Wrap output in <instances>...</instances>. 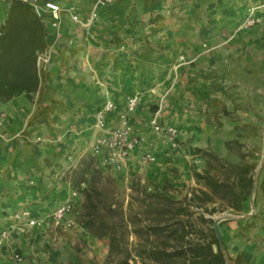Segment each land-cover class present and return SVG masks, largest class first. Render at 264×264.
I'll return each instance as SVG.
<instances>
[{
    "label": "rangeland",
    "instance_id": "obj_1",
    "mask_svg": "<svg viewBox=\"0 0 264 264\" xmlns=\"http://www.w3.org/2000/svg\"><path fill=\"white\" fill-rule=\"evenodd\" d=\"M263 1L81 2L86 17L96 12L89 26L99 74L97 85L121 86L124 93L138 91L141 101L148 98V112H158L164 122L176 124L181 150L185 146V152L192 154L188 162L192 182L181 185L171 179L143 181L140 175L125 179L105 168L88 147L90 135L80 141L76 138L80 127L66 126L68 120L57 121L58 100L46 95L48 75L42 71V93L17 95H23L32 106L24 127L13 137L0 135L7 141L16 139L17 149L33 160L30 164L39 165L46 172L37 177L40 185L59 179L72 187V195L59 202L73 200L75 220L83 224L93 221L87 230L103 240L96 253L85 239L76 237V223L70 229L54 224V209L47 213L40 210L42 225L34 229L19 219H11L10 211L0 207V238L7 229L11 241H3L0 248L7 250L12 264L16 249L26 254L29 264H156L144 263L137 255L138 242L146 238L144 228L156 216L151 204L161 200L154 193L183 200L187 196L180 206L192 203L191 209L218 220L229 264H235L233 258L240 252L230 253L224 235L251 237L256 241L258 261L264 258ZM253 6L259 7L261 19L247 26L248 8ZM0 110L6 116L5 110ZM34 116V123L30 124ZM4 118L0 126L4 125ZM21 120L20 116L16 118L19 124ZM12 151L8 155L12 156ZM10 156L3 164L7 174ZM195 171L211 174L242 193L248 190L252 177V193L236 208L231 188H211L206 178L194 175ZM202 189L210 192L213 199ZM194 190L197 197L191 201ZM58 191L64 194L63 190ZM182 212L181 216L187 219L189 215ZM201 224L207 229L206 223ZM135 226L141 228L137 233ZM111 234L117 237L113 250ZM156 239L151 236V240ZM106 245L107 253L99 259ZM260 263L264 264V259Z\"/></svg>",
    "mask_w": 264,
    "mask_h": 264
},
{
    "label": "crops",
    "instance_id": "obj_2",
    "mask_svg": "<svg viewBox=\"0 0 264 264\" xmlns=\"http://www.w3.org/2000/svg\"><path fill=\"white\" fill-rule=\"evenodd\" d=\"M82 1L73 0L78 6L81 15L86 17V11L81 5ZM9 6L10 0H5L4 2L0 0V24L5 22ZM90 32L91 26L84 27L81 24H75L69 16H66L63 37L60 40L53 62L50 64L49 70L46 71L49 84L46 95L54 96L58 100L55 113L57 121L68 120L66 126L74 125V127H80L81 130L76 135V138L80 139V141L83 137L87 138L88 135L92 137L88 145L92 152L93 140L100 131L94 127L97 109L106 100H114L116 102L118 110L111 112L107 116L108 124L111 125L117 120L118 111L125 108L128 98L137 94L136 92L138 91H125L124 93L123 90L120 91L122 89L121 86L108 88V86L97 85V76L99 74L96 66L95 45L91 42ZM86 34L88 35V40L83 38L86 37ZM106 73L108 74L109 72ZM139 98V106L133 119L137 128L146 136V140L143 146L132 155L125 173V179L140 175L143 181L146 179H154L155 181L171 179L176 184H189L192 182V178L188 174L190 166L188 162L192 154L185 152L187 150L185 146L182 150L168 148L152 132L149 121L154 112H148L145 107L148 100L147 97L143 98L142 101L141 95H139ZM25 101L23 95H20L6 102H0V107L6 112L4 125L0 126V134L8 138L15 136L22 130L27 122V117L25 118V116L32 110L31 104L29 105ZM141 103L142 105L144 104L142 107ZM18 116L22 118V124L21 122L20 124L17 123L16 118ZM160 118L163 120L162 117ZM18 147L16 139L7 141L0 135V207L10 211L11 216L8 217L11 219L16 218L26 224V217L17 216V213L22 215L24 210L29 209L33 216L40 218V210H43L42 212L44 213L52 211L60 203L59 200L70 197L73 190L70 185L59 179L55 182H46L40 185L37 177L40 178L46 172L39 165H31L30 161L33 160L23 150H18ZM147 150L152 151L156 155V159L151 163L143 164L139 159L140 154ZM10 151H12V156L8 155ZM9 156L11 157V162L9 163L10 170L7 174L3 164ZM29 169L32 170L31 173H29ZM45 171L48 170L46 169ZM3 175L8 177V179L3 178ZM185 177L188 178L184 180ZM58 189L63 190L64 194L59 193ZM36 228L40 227H34V229ZM73 228L76 237L85 239L95 248L97 253L98 248H100L98 247L99 243L103 239L90 233L86 226L78 221H76V225ZM224 238L228 242V249L231 254L236 255L241 251H246L248 259L253 264H262L260 262L264 258L258 261L259 253L254 251V244L256 243L254 239L243 234H240V237L224 235ZM9 239L6 240L7 244H11ZM105 240L106 238H104ZM107 248V245L106 247L104 246L103 252L98 256L99 259L103 258V255L107 253ZM0 264H12L9 253L4 248H0Z\"/></svg>",
    "mask_w": 264,
    "mask_h": 264
},
{
    "label": "trees",
    "instance_id": "obj_3",
    "mask_svg": "<svg viewBox=\"0 0 264 264\" xmlns=\"http://www.w3.org/2000/svg\"><path fill=\"white\" fill-rule=\"evenodd\" d=\"M49 37L46 22L30 0H10L7 18L0 24V99L9 100L24 92L42 93L43 77L38 65V54L47 48ZM156 108L157 106L154 107ZM35 118L36 116L31 118L29 123H34ZM194 175L198 179L206 178L211 188H231L232 203L236 208H240L241 202L252 193V177L249 179L248 190L242 193L230 183L220 182L211 174L195 171ZM261 187L264 192V177ZM201 191L206 193L209 199H213L210 192L204 189ZM153 195L161 199L156 205L154 202L151 204L156 216L154 221L144 228L146 238L138 242L137 255L144 263L149 261L156 264H229L230 257L224 251V242L216 231L213 217H207L204 212L191 209L192 203L180 206L187 196L183 200L167 194ZM196 197L197 193L194 190L190 200L194 201ZM182 210L189 215L187 219L181 216ZM215 210L216 207L210 209L211 212ZM196 214L195 219L193 216ZM202 222L208 225L207 229L202 226ZM84 224L91 227L94 222L86 220ZM140 230L135 226L136 233ZM151 236L157 239L151 240ZM110 239L113 250L117 237L111 234ZM233 260L235 264H253L248 259L246 251H241Z\"/></svg>",
    "mask_w": 264,
    "mask_h": 264
},
{
    "label": "built area",
    "instance_id": "obj_4",
    "mask_svg": "<svg viewBox=\"0 0 264 264\" xmlns=\"http://www.w3.org/2000/svg\"><path fill=\"white\" fill-rule=\"evenodd\" d=\"M35 6L37 12L46 22L49 29V44L47 48L38 54V65L40 72L49 70L50 64L59 46L60 40L64 34L65 18L69 16L75 24L89 26L96 15L93 12L90 16L83 17L78 10V6L73 0H30ZM264 7V1L260 5ZM259 7L253 6L248 8L246 23L254 25L261 19V15L257 13ZM140 98L138 94L130 96L126 102L125 108L118 111L117 120L109 125L107 116L111 112L118 110V105L114 100H106L100 106L95 115L94 127L99 129V133L95 136L92 143V154L97 157L100 164L105 168L112 169L117 174L126 177V171L132 155L143 146L146 136L137 128L134 122V115L137 112ZM5 113L0 110V123ZM158 112H154L149 121L152 132L172 150H179L182 146V140L179 128L176 124L164 122ZM143 164L151 163L156 159V155L150 151H144L140 154ZM73 200H66L58 203L51 216L56 226L70 229L76 223L74 218ZM26 217L27 228L41 227L42 222L39 217L31 214V210L26 209L22 215ZM9 237V231L4 229L1 233L0 243L6 241ZM13 260L15 264H29L26 254L14 250Z\"/></svg>",
    "mask_w": 264,
    "mask_h": 264
},
{
    "label": "water",
    "instance_id": "obj_5",
    "mask_svg": "<svg viewBox=\"0 0 264 264\" xmlns=\"http://www.w3.org/2000/svg\"><path fill=\"white\" fill-rule=\"evenodd\" d=\"M214 226H215V228H216V231H217L219 237H220L221 240L223 241L222 236H221V233H220V230H219V221H218V220L215 221V225H214Z\"/></svg>",
    "mask_w": 264,
    "mask_h": 264
}]
</instances>
